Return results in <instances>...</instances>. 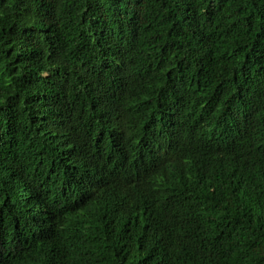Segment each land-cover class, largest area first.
Instances as JSON below:
<instances>
[{
  "label": "trees",
  "instance_id": "obj_1",
  "mask_svg": "<svg viewBox=\"0 0 264 264\" xmlns=\"http://www.w3.org/2000/svg\"><path fill=\"white\" fill-rule=\"evenodd\" d=\"M0 264H264V0H0Z\"/></svg>",
  "mask_w": 264,
  "mask_h": 264
}]
</instances>
